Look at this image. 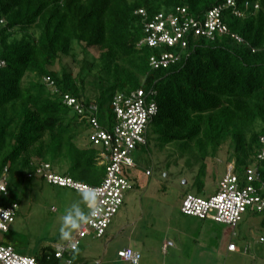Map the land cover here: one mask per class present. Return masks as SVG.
Instances as JSON below:
<instances>
[{"label": "trees", "instance_id": "16d2710c", "mask_svg": "<svg viewBox=\"0 0 264 264\" xmlns=\"http://www.w3.org/2000/svg\"><path fill=\"white\" fill-rule=\"evenodd\" d=\"M227 1L0 0V174L8 171L5 203H18V195L37 179L28 175L43 164L57 175L99 187L105 166L90 145L82 149L76 144L80 136L88 138L90 127L64 105L63 96L95 104L98 122L106 129L113 98L138 90L154 93L158 110L147 126L146 145L135 152L149 153L151 144L158 151L177 144L194 146L200 167L193 185L199 192L207 160L227 145L226 162L233 166L225 177L230 173L241 188L252 186L264 199V0H231L235 7L222 14L229 35L190 39L184 50L138 47L145 37L140 10L148 21L180 7L200 19ZM235 11L243 12L242 18ZM75 46L84 54L94 51L97 58L90 63L74 60ZM166 52L179 61L152 70L150 57ZM65 58L79 65L77 75L66 67L54 69ZM47 77L56 93L44 83ZM250 169L257 170L259 181H247ZM147 171L140 172L136 164L128 179L136 184L143 175L150 177ZM246 214L260 215L264 228V211ZM53 253L49 261L48 256L37 259L58 264Z\"/></svg>", "mask_w": 264, "mask_h": 264}, {"label": "built area", "instance_id": "2783aa9c", "mask_svg": "<svg viewBox=\"0 0 264 264\" xmlns=\"http://www.w3.org/2000/svg\"><path fill=\"white\" fill-rule=\"evenodd\" d=\"M245 11L250 9V4L245 3ZM234 2L228 0L225 5H219L208 11L200 19L189 15L186 8H177L174 13H159L148 21V15L140 10L139 14L144 19L145 37L138 47H149L154 50L187 49L189 40L194 38H205L214 40L218 36L229 35V30L222 20V14L228 8H234ZM258 10V5H254ZM235 16H243V12L235 11ZM231 38L241 43L242 39L232 34ZM179 57L169 53L153 55L149 59L152 70L167 69L179 61ZM1 66L4 63L0 62ZM46 86L56 93L55 84L51 78L44 79ZM63 103L72 109L80 117V121H86L90 127L88 141L99 160L105 166V178L99 187H90L62 177L52 171L49 164H43L35 174L28 175L43 180L49 186L68 188L77 193L95 189L99 193L103 214L94 218L93 222L81 226L77 234L64 246H57L53 255L58 264H73L72 255L77 252L82 240L89 236L101 239L109 229L112 220L123 206L125 194L131 191L134 184L128 179V172L136 168L133 154L138 147L146 145L147 126L157 114L155 94H146L143 90L132 92L129 96L116 95L112 101L111 119L106 121V129L98 122L99 110L95 104H85L82 101L65 95ZM264 143V138L262 139ZM231 171V170H230ZM247 181H259L256 169H250L246 173ZM146 176H151L147 171ZM237 178L230 173L218 185L216 194L209 198L187 195L183 198L180 212L182 215L210 220L233 228L241 222L247 210L256 212L264 211V199L257 189L248 186L240 187ZM8 171L0 174V236H5L10 231V225L16 216L19 204L5 203L8 200ZM236 245L228 246L229 252H236ZM50 256L46 261L50 260ZM118 258L125 263L138 264L141 255L130 249L118 252ZM0 264H43L35 257H27L18 254L9 244L2 242L0 238Z\"/></svg>", "mask_w": 264, "mask_h": 264}, {"label": "rangeland", "instance_id": "374dc122", "mask_svg": "<svg viewBox=\"0 0 264 264\" xmlns=\"http://www.w3.org/2000/svg\"><path fill=\"white\" fill-rule=\"evenodd\" d=\"M72 54L74 60L80 61L85 58L89 63L97 58L94 51L88 50L84 54L77 46ZM62 67H66L76 75L80 72L79 65L74 64L72 58H65L61 65H56L54 69L60 71ZM87 95L92 101L95 100L93 93L88 92ZM76 144L79 148H87L89 146L87 134L80 136ZM195 149L191 145L177 144L158 151L155 145L151 144L149 153L135 152L133 160L138 170L144 172L150 169L152 177L147 178L143 175L134 189L125 194V209L122 208L117 218L123 213H128L132 218L134 217V220L142 217L144 223L165 222L169 217L175 216V211L179 209L184 196L193 195L203 198L213 196L217 192L219 182L233 166L226 162L229 157L226 155L227 145H224L215 157L207 160V172L201 179L204 187L199 192L193 185L200 167L195 162ZM53 170L56 172L55 169ZM17 198L19 209L10 225V231L0 238L5 244H10L18 254L35 258L48 256L57 246L67 245L77 234L78 229L72 232L70 239H63L60 228L63 216L71 209L73 203L80 200V193L33 180L31 187ZM81 207L87 212L83 204ZM261 222L260 215L246 214L243 221L235 228L212 225V242L214 246L222 247V254L228 242H233L238 248L237 252L228 255L227 264H264V228L261 227ZM206 234L208 238L210 231L207 230ZM83 242L91 245L90 251L93 255L97 253L102 243L92 241L90 236L82 240L81 244ZM102 246L104 251V244ZM225 259L226 257H223V260Z\"/></svg>", "mask_w": 264, "mask_h": 264}, {"label": "crops", "instance_id": "0c3cea01", "mask_svg": "<svg viewBox=\"0 0 264 264\" xmlns=\"http://www.w3.org/2000/svg\"><path fill=\"white\" fill-rule=\"evenodd\" d=\"M35 180L47 184L41 179ZM137 181H135L136 184H138ZM133 184L135 186V183ZM124 204L125 200L123 209H125ZM180 208L181 205L175 211V216L169 217L165 222L144 223L142 217L134 220V217L132 218L128 213H123L117 218L118 213L104 237L94 239L92 235L90 236L92 241L102 242L97 253L93 255L90 251L91 245L83 242L77 252L72 255L73 264H131L121 261L117 256V253L125 248L141 255L138 264H214V262L227 264L228 255L232 253L228 251V246L233 242L226 243L222 254V247L214 246L212 242V225L217 224L184 217ZM207 230L210 231L208 238ZM218 240H220L219 237ZM102 244L105 247L104 251H102ZM236 249L237 252L238 248ZM223 257L226 259L223 260Z\"/></svg>", "mask_w": 264, "mask_h": 264}, {"label": "clouds", "instance_id": "9594fccd", "mask_svg": "<svg viewBox=\"0 0 264 264\" xmlns=\"http://www.w3.org/2000/svg\"><path fill=\"white\" fill-rule=\"evenodd\" d=\"M83 204L87 212L81 207ZM103 214L99 193L95 189H89L80 193V200L73 203L71 209L63 216L60 233L63 239H70L72 232L81 226L90 224L94 218Z\"/></svg>", "mask_w": 264, "mask_h": 264}]
</instances>
